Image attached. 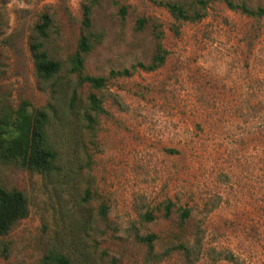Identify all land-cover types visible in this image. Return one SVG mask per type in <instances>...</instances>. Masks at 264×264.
Instances as JSON below:
<instances>
[{
    "label": "rangeland",
    "instance_id": "obj_1",
    "mask_svg": "<svg viewBox=\"0 0 264 264\" xmlns=\"http://www.w3.org/2000/svg\"><path fill=\"white\" fill-rule=\"evenodd\" d=\"M233 1L264 7V0ZM169 2L203 17L178 22ZM84 5L103 34L86 72L108 77L136 65L104 88L80 87L81 107L94 93L106 110L91 130L83 110H65L68 91L53 96L51 83L36 76L29 51L47 13V48L66 61ZM156 30L167 56L149 71L138 65L152 62ZM0 97L14 106L57 104L51 138L61 153L49 174L0 163V184L23 191L30 207L0 237V264H42L50 252L71 264H264V19L224 0L206 9L197 0H0Z\"/></svg>",
    "mask_w": 264,
    "mask_h": 264
},
{
    "label": "trees",
    "instance_id": "obj_2",
    "mask_svg": "<svg viewBox=\"0 0 264 264\" xmlns=\"http://www.w3.org/2000/svg\"><path fill=\"white\" fill-rule=\"evenodd\" d=\"M209 1L197 0V5L206 9ZM224 1L231 9L238 10L252 19L258 21L264 19V7H251L245 2L235 3L233 0ZM166 6L178 22L193 21L203 17L201 10L182 3L169 2ZM120 11L124 17L126 7L122 6ZM92 15V5H84L82 32L76 49L66 61L54 58L47 48V38L52 23L47 13L42 14L35 23L29 40V51L36 76L46 83H51L53 96L58 97L61 89L68 91L69 103L65 110L76 115L77 108L83 110L82 121L87 122L90 130L94 129L96 116L106 110L102 105V100L94 93L88 96L86 105L81 107L80 87L89 83L93 88L101 89L107 86L109 78L130 76L136 69L134 65L131 69L111 70L108 77L95 76L86 72V57L103 38L101 32L93 29ZM144 25L145 19L142 18L138 21V28L143 29ZM174 30L175 33H179L178 27ZM163 37L164 32L156 30L157 52L149 65L139 63L138 66L153 71L165 63L167 49L164 47ZM59 111V107L53 102L44 107H35L30 101L23 100L19 105L14 106L0 97V163L14 164L21 169L40 174H49L56 170L61 153L51 138V125L52 117L54 115L58 117ZM171 207L172 203L169 202L166 205V215L170 214ZM29 212V200L23 191L0 184V237L8 235L19 222L29 215ZM189 215V211L184 210L183 220ZM145 218L150 221L154 219V216L148 212ZM155 238V234H150L145 237V240L152 244ZM230 258L235 257L231 255ZM42 264H71V260L63 253L50 252L44 257Z\"/></svg>",
    "mask_w": 264,
    "mask_h": 264
}]
</instances>
